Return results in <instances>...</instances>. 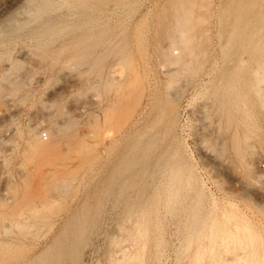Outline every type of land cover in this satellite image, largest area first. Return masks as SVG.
Listing matches in <instances>:
<instances>
[{"label": "rangeland", "instance_id": "1", "mask_svg": "<svg viewBox=\"0 0 264 264\" xmlns=\"http://www.w3.org/2000/svg\"><path fill=\"white\" fill-rule=\"evenodd\" d=\"M4 1L0 0V4ZM82 1L86 9L76 31L77 57L71 54L72 48L59 52L73 39L69 32L53 43L29 42L21 33L20 38L0 47V89L10 65V74L24 80L17 92L0 91V204H6L7 213L15 202L17 207L24 199L17 201L30 199L37 213L28 211L25 216L37 229L30 227L28 233L31 238L34 236L33 240L30 238L29 244L18 249L22 252L19 258L31 260L39 252L42 254L57 237L54 235L66 228L69 217L73 219L72 215L86 207L90 229L82 244H77V260L81 264L123 263L122 251L130 256L126 260L132 259V263L125 260L127 264H228L231 255L240 253L249 258L246 264H264V105L258 104L252 93L250 72L243 79L246 85L241 87L238 108L230 120L209 94L202 95L199 90L219 55L217 12L224 1L202 0L207 5L210 2V7L205 3L210 9L209 12L205 8L209 13L207 24L200 28L209 34L204 33L206 41L210 39L208 62L205 57L199 74L183 75L178 86L181 89L176 91L180 94L176 103L177 136L184 140L183 156L192 167L198 187L203 189L204 197L199 203L202 217L209 214L215 226L210 230L208 224L203 232L196 230L190 248L180 252L183 226L194 216L193 211H188V204L194 205L197 200V187L187 185L184 189L189 200L173 216H162L165 209L159 207L163 231L159 259L150 254V249L143 250L142 244L148 240L124 223L121 204L115 197L122 177L115 170L130 145L129 139L143 135L155 121L154 95L166 82L163 70L169 67L158 56V46L169 44L161 36L163 27L159 29V24L173 20L176 0ZM184 2V6H195L198 1ZM198 3L194 9L201 7ZM43 49H47V54ZM143 128L145 131L140 132ZM159 129L156 127L153 132ZM43 132L47 135L45 140L41 137ZM234 133L239 151L232 146ZM247 137L250 139L246 142ZM34 142L43 147L39 153L31 149ZM81 149L86 150L83 156L78 154ZM203 167L211 170L206 173ZM118 224L125 228L119 229ZM112 233L116 239L111 246L105 234ZM154 234L155 229L149 241ZM0 239L9 241L4 234Z\"/></svg>", "mask_w": 264, "mask_h": 264}, {"label": "bare ground", "instance_id": "2", "mask_svg": "<svg viewBox=\"0 0 264 264\" xmlns=\"http://www.w3.org/2000/svg\"><path fill=\"white\" fill-rule=\"evenodd\" d=\"M5 1L4 3L0 4V47L11 43V41L13 40L15 41L17 37L20 38L21 33H25V35L22 36L29 42L45 41L46 43H53L54 40L62 38L64 36V33L69 32L73 39L68 45H63L59 49V52H63L69 48H72L71 54L73 56L77 55L76 31L77 26L80 22L79 18L86 9V5L82 0ZM184 1L186 0L175 1L176 5L174 4L175 8L173 10L172 21L165 22L164 25L159 24V29L163 27V35L161 34V36H164L166 43L169 42V44L167 43L168 45L166 44L164 46L163 42L162 44H160V46L162 45L161 47L158 46V56L167 61V63H169V67L166 66L167 68L163 70V74L166 77V82L160 89L157 88L154 95V101L152 100L154 102V108L157 109V114H155L156 118L154 117L155 121L153 120L154 123L149 130L147 129L150 126L149 124L147 128L145 127L147 130L143 135H140L141 133H139V135L138 133H136L138 135L134 136L136 138L131 137V139H129L130 141L127 140L129 141L130 145H128V147L126 148V153H124L123 156L120 155V157L117 156L118 154H116V156L120 157V159L118 160L119 162L117 161V169L115 171L122 177V181L118 186L115 197L118 203L121 204L119 208H122L124 223L129 224L131 230L133 229L137 232L136 234L144 237L145 240H148L147 242H144L142 244L143 250L150 249V254L153 255L155 259H157L160 253H162L160 252V250L163 245V231L160 226V217L162 218V216L165 215L173 216V214H175L174 212L178 210V207L183 208V204L189 200V196L186 194L184 189L187 185H193L195 189L197 187V200L194 205L188 204V211H193L194 216L192 221L186 222L183 226V232L180 235V237L183 239V241L180 242V252L184 253L185 250L190 248L192 241H194L193 237L195 235L193 234H196L194 233L196 232V230L197 232H203L202 230L207 227L208 224H210V230H212L215 226V221H212V219H210L211 217H209V214L207 217L206 215L202 217V209H200L199 203L204 197L203 189L198 187L197 182L191 173L192 167L188 165L186 158L183 156L182 149L185 147L184 140L182 141L177 136L179 112L177 113L178 109L176 108V103H178V97L180 94L176 91L177 88H180L178 87L180 85V78L185 74L193 77L194 75H196V73L201 72L203 65L206 63H204V59L208 53L207 45H209V43L207 44V42L210 40L209 39L206 41L207 36H205L204 33H207V31H202L200 29L203 28V25L207 24V16L209 13L207 14L205 6L208 2H205V5L202 0V3L199 2L200 0H194L201 3V7H199V9L196 8V10L194 9V7L197 6L198 2L194 3L196 4L195 6H189L186 2L187 6H184ZM223 1V5L221 4L222 6L217 12V37L219 55L217 58L214 57L215 60L213 61L212 66L206 74V79L204 80L203 78V81L199 85V90L201 91L200 93H202V95L209 94L213 98L214 103L220 106V109L225 114L226 119L230 120L233 117L234 112L238 108V94H241V92L243 91L242 89L246 85V81H243V79L247 78L250 75L253 79V86L251 87V89L253 90L252 93L255 97V100L258 104L264 105V0ZM208 5L210 7V2ZM15 7H17V9L13 10L15 9ZM207 10L209 11L210 9ZM197 28H199V31L197 30ZM157 38H159V36ZM174 47L176 49L173 50ZM175 50H177V52H175ZM43 52L47 54V49ZM11 66L12 65H10V67ZM10 67L7 68L8 70H5L6 73L2 77L3 82L0 91L5 89L7 90V92H17V90L20 89L22 82L24 81L21 77L19 78V76L11 75L10 69L12 67ZM247 73L249 74L248 76ZM189 102L191 103V101ZM156 109L154 110V113ZM131 112L133 113V111ZM231 125L232 124H229V126ZM156 127L160 129L153 132ZM145 128H143L144 130L140 129V132L141 130L142 132L145 131ZM135 131L137 130H134V133ZM148 134L149 137H146V135L148 136ZM95 139H97V137ZM248 139L250 138L247 137L245 141L247 142ZM109 140L110 139H108L107 142H109ZM100 141H97L95 143H98L100 145ZM238 143L239 140L237 137V133H234L232 138V146L236 151L240 148ZM90 144L92 146L93 143ZM40 145L41 144L34 142L33 146H31V149L34 150V152L36 151V153H39L41 149L40 147H42ZM120 146H122V144H120ZM54 151L57 150L54 149ZM85 151H82L81 149L78 154L81 156ZM36 153L34 156H36ZM58 154L59 151L57 155ZM56 156L54 160L56 159ZM57 159H59V157H57ZM202 170L207 173L211 169H209L208 167H203ZM112 171H114V169ZM183 173L186 174L185 177L183 176ZM64 182L66 184H69L65 180ZM59 183H61V181ZM65 183L62 182L63 185H66ZM107 184L108 183H106L105 185ZM68 186L69 185H66V187ZM54 190H57V187ZM7 195L6 198H9V196ZM22 200L23 202L17 207L14 206L16 204L15 202V204L13 205L14 209L13 207H11L12 210H7V213L6 211H4V209L6 210V204H0V237L2 234H4V236L8 237L9 239V241H3L1 240L2 238L0 239V264H81L80 260H77V244H82L88 230L90 229V219L88 217L89 210L87 211L86 207H83V210L79 214L77 213L78 215H72L73 219L69 217V219L71 220H67L70 222H67V225L65 224L66 228L63 227L65 229L62 230V232L59 231V234L54 235H57V237L52 244L49 242L51 245L48 243V247L42 254H40L39 252L37 256L34 255L36 257H31V260H22V258H19L22 252L18 249L26 245V243L30 240L31 237L28 233V231L31 230L30 227L36 226V224H31L30 221H28V218L25 217L28 211L34 214L36 213V205L34 207L33 203H29L31 202V200H27L25 198H22L17 202L20 203ZM161 205L165 209V213L163 212L164 214H161L162 216L160 215L159 210V207ZM184 211H187V208ZM77 212H79V209L77 210ZM243 226L246 227L245 225H242V228ZM118 227L119 229H121V227H123L122 229L125 228L124 226L120 227V224H118ZM235 227H238L236 230H240L239 225H236ZM34 228L37 229V227ZM153 229H155L156 234H154L152 240L149 241L150 233ZM115 236L116 235L114 233L110 235L105 234V237L109 240L110 243H108L111 244V246L114 245L116 239ZM197 236L198 235H196V237ZM128 256L126 252L122 251L120 259L124 262H121L119 264H125L126 261H128L126 260ZM231 256L232 258L230 259L228 257V264H246L245 261L249 260V258L245 257L246 255L242 256L241 253L240 256ZM134 257H136V255H134ZM130 260V263H132L131 258ZM118 262H120V260H118ZM136 263L138 262H134V264ZM147 263L149 264V262ZM151 264L153 263L151 262Z\"/></svg>", "mask_w": 264, "mask_h": 264}, {"label": "built area", "instance_id": "3", "mask_svg": "<svg viewBox=\"0 0 264 264\" xmlns=\"http://www.w3.org/2000/svg\"><path fill=\"white\" fill-rule=\"evenodd\" d=\"M41 137L45 140V139H47V135H46V133H41Z\"/></svg>", "mask_w": 264, "mask_h": 264}]
</instances>
